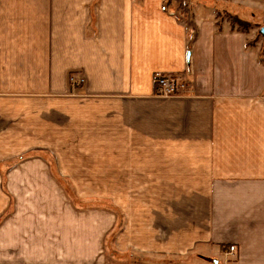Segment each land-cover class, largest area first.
I'll return each mask as SVG.
<instances>
[{"label": "crops", "instance_id": "1", "mask_svg": "<svg viewBox=\"0 0 264 264\" xmlns=\"http://www.w3.org/2000/svg\"><path fill=\"white\" fill-rule=\"evenodd\" d=\"M213 1L0 0V264H264V37Z\"/></svg>", "mask_w": 264, "mask_h": 264}, {"label": "rangeland", "instance_id": "2", "mask_svg": "<svg viewBox=\"0 0 264 264\" xmlns=\"http://www.w3.org/2000/svg\"><path fill=\"white\" fill-rule=\"evenodd\" d=\"M219 1V2H218ZM241 1V0H239ZM187 2H189V4L191 3V0H187ZM217 5L219 7H224L227 6L230 11H234L239 13L241 16H243L244 18H247L246 20H248V26L245 24L242 26V28H246V32H249L250 30H254L255 32V36L257 39V42H261V37L259 35V30H261L264 27V0H252V4L250 5V7H255V10H247L245 7H241L240 4H234L235 0H216ZM215 0L213 1V3H216ZM226 2V5H223L222 3ZM223 15L222 18H220L221 21L225 20V16L227 17V14H224L225 12H221ZM230 20V19H229ZM245 20V21H246ZM230 22H232V20H230ZM235 27H239L238 25H235ZM255 39V38H254ZM255 43V42H254ZM217 257L216 259L219 261V264H234V259H232L231 257L227 258L225 256H215ZM164 261V262H163ZM158 263L160 264H165V260H158ZM169 264H211L209 262L203 261V260H199L196 257L193 258L192 260H171V262H169Z\"/></svg>", "mask_w": 264, "mask_h": 264}, {"label": "built area", "instance_id": "3", "mask_svg": "<svg viewBox=\"0 0 264 264\" xmlns=\"http://www.w3.org/2000/svg\"><path fill=\"white\" fill-rule=\"evenodd\" d=\"M75 82H79V77H74ZM182 77L177 75H158L156 77V84L158 85V92L161 96L177 95L182 88ZM236 248L230 247L227 256L234 254Z\"/></svg>", "mask_w": 264, "mask_h": 264}, {"label": "trees", "instance_id": "4", "mask_svg": "<svg viewBox=\"0 0 264 264\" xmlns=\"http://www.w3.org/2000/svg\"><path fill=\"white\" fill-rule=\"evenodd\" d=\"M177 1H178V4H179V8L182 9V10H185L186 14H188V17L190 18V21H191V19H192V13L189 10V8L186 6L187 0H177ZM229 19L232 20L231 23H232V25L234 27H235V25H238L239 26L238 27L239 30H241L243 32H246L245 26H244V28H242V26L245 25V24L248 26L249 25L248 22L243 21L238 16L230 17Z\"/></svg>", "mask_w": 264, "mask_h": 264}, {"label": "water", "instance_id": "5", "mask_svg": "<svg viewBox=\"0 0 264 264\" xmlns=\"http://www.w3.org/2000/svg\"><path fill=\"white\" fill-rule=\"evenodd\" d=\"M260 33L262 34V36L264 37V27L260 30ZM203 259L206 262H209L211 264H219V261L217 259H212V258H207V257H203Z\"/></svg>", "mask_w": 264, "mask_h": 264}]
</instances>
